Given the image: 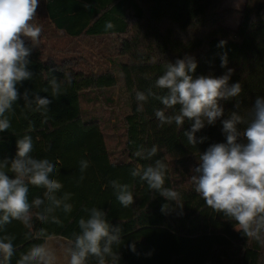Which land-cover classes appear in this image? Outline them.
<instances>
[{"label": "trees", "instance_id": "obj_1", "mask_svg": "<svg viewBox=\"0 0 264 264\" xmlns=\"http://www.w3.org/2000/svg\"><path fill=\"white\" fill-rule=\"evenodd\" d=\"M221 1L40 0L36 21L43 17L70 37L117 38L115 54L126 58L120 61L118 69L129 107L123 117L124 159H111L102 120L96 116L85 118L81 104L83 93L117 86L119 78L115 71H86L76 66L72 58L43 57L40 46H33L25 38L26 45L32 47L29 70L33 77L18 85V89L21 93L30 90L32 108H25L21 98L13 105L14 111L6 113L12 127L0 133V158H14L16 140L31 135L33 158L61 161L58 173L50 174V179H60L64 184L58 196L64 192L74 194L70 201L74 209L67 214L62 209L47 213L50 202L45 197L46 190L29 184L32 227L15 220L0 226V237H14L11 264H17L21 254L33 244L43 242L37 239L40 229L71 241L74 249V233H80L78 220L87 218L89 213L85 209L93 206L105 211L112 225H122L120 264H264V246L237 231L234 221L207 207L190 178L195 174L192 170L198 165L199 154L210 144L225 141L219 120L215 126L206 125L196 133L197 138L207 139L193 148L183 135L190 129V122L186 120L181 128L174 124L160 127L154 115L157 109L165 110L166 114L176 110L164 109L156 98L165 93L155 88V80L167 62L174 63L186 54L197 62L194 78L223 75L227 69L220 67L221 55L227 54V67L233 69L229 83L240 82L242 93L221 101L224 118L229 112L238 111L250 119L248 112L255 99L264 97V0H246L244 9L239 11L237 28L225 25L226 16L235 11H220ZM86 3L91 7L86 9ZM107 21L115 27L106 29ZM221 40L226 44L218 47ZM67 76H71L70 85ZM53 77L63 82V95L58 98L51 96L49 81ZM45 88L47 93L42 91ZM149 89L155 95L149 96L147 102L136 100L137 91L147 95ZM36 92L52 100L46 116L33 111L36 104L31 93ZM141 104L144 110L137 112ZM238 128L242 130L243 125ZM153 145L158 152L147 158ZM141 148L145 158L135 155ZM82 159L89 161V167L81 181ZM156 159L168 164L165 187L181 193L182 214L174 203L169 213L163 214L161 206L167 201L158 192L150 191L139 176L130 174L134 168L154 164ZM111 180L130 186L133 205L124 208L119 204ZM37 198L45 201L39 208L32 204ZM39 213L49 219L39 220ZM51 216H56L61 225L52 223ZM131 243H135V252L128 248ZM117 247L113 245L114 250ZM86 264H97V258L89 256Z\"/></svg>", "mask_w": 264, "mask_h": 264}, {"label": "clouds", "instance_id": "obj_2", "mask_svg": "<svg viewBox=\"0 0 264 264\" xmlns=\"http://www.w3.org/2000/svg\"><path fill=\"white\" fill-rule=\"evenodd\" d=\"M40 0H0V133L7 132L11 121L6 113L13 112V105L21 98L25 101V108L31 109L33 100L29 99L30 90L21 93L18 85L30 80L33 73L29 70L32 61V47L26 45L25 38L35 46L38 44L42 26L33 23L37 16ZM90 8L91 5L85 4ZM115 25L106 22V29ZM226 41L221 40L218 47H223ZM227 54L221 55V68L227 71L221 76L200 75L196 78L197 62L195 57L185 55L175 62H167L163 73L155 80V88L165 94L156 98L160 100L164 109H176L171 114L157 109L155 118L160 127L175 125L181 128L185 121L190 122V129L183 135L186 142L193 148L203 143L207 137L197 138L196 133L206 125L215 126L219 120L221 131L225 136L224 142H216L199 154L198 165L192 170L195 174L191 181L195 185V192L203 199L206 206L218 214L234 221L236 230L248 239L264 246V97L258 96L249 109L250 119H246L238 111H231L225 117V110L221 101L239 97L242 93L240 82L229 83L233 69L228 68ZM67 83H72L71 76L66 77ZM62 81L52 78L49 81L51 96L58 98L63 95ZM48 92V88L42 90ZM36 108L34 112L47 114L52 103L47 96L39 92L31 93ZM155 94L151 89L147 95L137 91V101L147 102L149 96ZM178 106V108H177ZM235 107L238 109L239 105ZM144 110L143 104L136 109ZM243 125L241 130L238 126ZM34 150L31 135H24L16 140V154L14 158H0V226L12 221H19L27 228L32 227V215L28 201L29 187L43 186L45 197L50 202L47 213L62 209L64 213H71L74 209L72 192H64L60 179H50V174L59 171L57 165L48 158L35 159L31 155ZM158 147L153 145L147 152V158L156 156ZM137 157L143 156V149L135 152ZM89 167L88 160L80 161V180ZM168 164L162 159H156L154 164L147 167L134 168L132 177L139 176L145 181L150 191H155L167 201L161 206V212L168 214L170 205L175 204L182 214L183 204L181 193L165 187ZM12 173L13 175H9ZM110 185L115 190V198L119 204L128 208L135 200L128 184H121L118 180H111ZM44 200L37 198L32 204L39 208ZM87 218H79V234H75L74 249H70L69 264H86L87 258H97V264H120L121 254L119 246L122 241V225H112L107 219V213L98 207L85 209ZM37 218L47 221L49 216L39 213ZM51 222L61 225L56 216H51ZM46 229H40L37 239L41 243L33 244L21 254L17 264H56V253L48 246L47 241L55 237ZM14 237H0V264H11L15 247ZM118 247L114 250L113 245ZM130 251L135 252V243L128 245ZM151 255V253H149Z\"/></svg>", "mask_w": 264, "mask_h": 264}, {"label": "rangeland", "instance_id": "obj_3", "mask_svg": "<svg viewBox=\"0 0 264 264\" xmlns=\"http://www.w3.org/2000/svg\"><path fill=\"white\" fill-rule=\"evenodd\" d=\"M245 3L246 0L221 1L220 11H235V13L226 16L224 21L226 26L238 27L239 11L244 9ZM33 23L42 26L38 45L43 52V57L72 58L76 66L86 71L99 72L110 69L118 75L117 86L83 93L81 104L85 118L96 116L102 120V129L106 136V145L110 151L111 159L123 160L125 143L123 117L129 107L118 69L120 61L126 58L115 54L117 38L115 36L92 37L87 35L70 37L56 30L43 17H40L38 21L34 19ZM47 243L56 253V264H69L71 241L55 236Z\"/></svg>", "mask_w": 264, "mask_h": 264}]
</instances>
